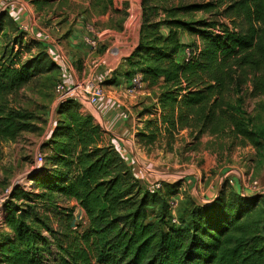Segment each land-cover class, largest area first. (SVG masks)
<instances>
[{"label":"trees","instance_id":"trees-1","mask_svg":"<svg viewBox=\"0 0 264 264\" xmlns=\"http://www.w3.org/2000/svg\"><path fill=\"white\" fill-rule=\"evenodd\" d=\"M143 5L165 14L145 25L144 31L153 28V33L141 35L128 59L129 81L141 73L145 83L162 89L161 120L148 119L145 140L172 142L185 127H197L194 140L204 133L252 136L230 99L264 95V0H143ZM199 11L208 14L180 17ZM4 16L12 19L8 11ZM16 37L10 50H0V143L39 129L31 112L10 109L6 102L37 72L54 66L44 53L21 65L26 47ZM77 106L73 100L60 107L66 117L55 124L46 144L54 151L49 163L36 170L29 189L18 186L4 205L0 264H48L52 244L59 250L56 264L264 263V223L253 229L244 218L263 195L246 196L237 188L229 192L227 181L211 203H192L186 222L177 218L174 223L170 198L180 182L164 183L154 193L144 188L130 161L113 145L102 144L100 126ZM72 200L89 220L82 233L71 231V213L60 206ZM150 205L160 218L152 220ZM50 212L58 213V224Z\"/></svg>","mask_w":264,"mask_h":264},{"label":"rangeland","instance_id":"rangeland-1","mask_svg":"<svg viewBox=\"0 0 264 264\" xmlns=\"http://www.w3.org/2000/svg\"><path fill=\"white\" fill-rule=\"evenodd\" d=\"M195 1L205 2L208 0ZM34 2L37 5V8L35 5H33ZM38 2L40 1L2 0L0 9H4L11 5H14V7L17 9L25 8L29 13L28 21H30V23L33 22L34 25L39 24L45 29L47 26L52 25L53 17H71V19H73L74 21L72 23V26H63V28L69 31L70 29H72V27L82 25V33H87L86 36H91L90 33H103L101 29H97V26L102 27L108 24L112 29L115 30H112L114 33H127V35L129 34L130 38L134 36L136 42L137 38L139 37V33H153V28H147V31H144L145 25L146 27H149L151 22L155 23L156 21L163 19L165 16L163 11L156 12L150 8H145L143 5V0H43L42 3ZM3 3H6L7 6H5L6 4L3 5ZM94 13H96L95 15L97 16V19L93 22L91 21L89 23V25L91 26H88V24H86V21L89 20V17L85 19V16H89V14ZM98 14H106L107 17L100 18ZM207 14L208 13H206L205 11H199L195 12L193 16L180 15V17L185 20L193 18L202 19L205 18ZM4 15H7V11L3 12L0 16ZM79 16H81V18H79ZM4 18L5 19L2 22L4 26L3 30L6 33L5 36H7H3L1 38V44L2 47H5V49L8 48V50H10L15 40H17V37L15 39L14 33L18 32H16V22L14 21V19H10L9 16H4ZM59 20L60 19L56 21ZM76 29L79 30L80 28L77 27ZM38 30L42 31L41 27H39ZM83 42L90 48L89 51L94 52L93 55L98 54V39L96 49H93L85 41V38ZM2 47H0L1 51L3 50ZM118 47L119 43H116L113 49L117 50ZM17 48L18 46L15 49ZM120 51V53L125 52L122 50ZM130 51L131 49H129V51H127V53L125 54H128V52ZM21 59H24V56L21 55ZM21 65H28L27 60H22ZM100 70L101 69L99 68L95 70L96 77L98 75L97 73H99ZM52 75L53 73L51 72V70L37 72V74L28 85L11 94L7 98L8 102H6V104L8 108L16 110L22 109L31 112L33 115L31 121L32 123L37 125L39 129L36 131H22L15 140L0 143V227L3 230L7 229L6 226H3L4 215L2 214V212L4 205L10 198L11 192L18 186H21L24 189L30 188V186H28L32 183V180L30 178L35 174L37 169L35 163V155L37 153H42L44 155L45 163L46 161L49 163L51 159L50 156L54 154L53 147L46 146V144L49 143L50 140H52L51 133L53 132L55 124L61 120H64L66 117V115L59 113L60 107L64 103L68 101L72 102L73 100L74 102L76 101L75 104L78 105V98H84L83 96H79L75 98H68L66 100L61 99L60 94L55 89V85L58 80L57 77H59V75H57L56 77L54 76L53 78ZM91 78L92 77L82 78V76L79 75L76 80L79 82H87ZM144 96L145 94H138L134 96V99L132 100V103L130 105L127 104L129 105L128 108L131 110L132 107H134L133 111H131V115L128 118L130 127H133L134 130L140 129V127L142 126V123L139 121L137 112L135 110L138 109V111H140L143 106L150 105V101L148 103L146 102V100H143L142 103H139ZM230 102L233 103V110L237 113L238 118L241 119V121L243 119L245 120H243L244 126L248 128L249 131H252L253 134L252 136L240 135L238 139H235L231 135L229 137L228 133L222 132L221 136H224L225 138L220 136L216 138L214 137V142H206L205 144H202L201 148L203 147V149L209 151V153L217 150L216 162L220 166L214 164V167L217 166L215 170H211L214 168H211L213 162L212 157L208 159L204 158V156H200L198 158L196 157L195 160L193 159L191 162L187 161L186 163L187 147L180 142V144H178V146L176 147L177 149L170 150L167 148V143L165 141L163 142V140L161 139V142L163 144L158 142L156 147H152V149L150 148L151 150L147 149V152L142 151V154L137 156V161H139L140 164H143L144 169L151 167L150 169H154L155 171H157V173H159L157 177H159L158 181L162 182V187L164 183L173 184L175 182H180V187L177 192L172 194V197L170 196V199H173L174 197L176 202L175 207L172 209L176 222L177 218H179L182 222H186L192 203H196L197 201L199 203L209 204L217 195L220 194L225 186V183L228 181L225 178L227 175L222 178L221 187L217 192H211L210 190V197L204 195V197L198 199V195L206 189L205 187L207 185L204 186V183L207 182V184H209L210 182V179H207L208 173H210L209 177H212L213 175L215 176L220 172L219 168L232 167V165H234V162L232 161H235L234 156H242L243 159L244 157H246L247 160L252 159L253 162H256L254 166L256 176L260 175L261 171L263 170L264 95L255 98H249L247 95L246 100L244 101L240 100L238 96H232ZM229 122L231 121L227 119L223 120V123ZM143 127L146 128L147 125L143 124ZM224 140L227 141L225 142ZM237 146L240 148L238 149ZM254 148L255 152H253L252 154V149ZM227 150L228 154H226ZM231 152H233V154ZM237 152H240V155ZM210 155L212 154L210 153ZM204 165L205 167H207V169L210 170L204 171L203 168H201V166ZM130 168L132 169V166H130ZM235 172L241 173L237 169H235ZM218 177L221 178V175L219 174ZM258 177V180L255 179V175H253L252 178L247 177L243 182L244 189L242 187V190L240 189V193L246 196H254L255 191H252L254 187H250L253 184V181L257 180L260 185L263 183ZM230 179H232L231 176ZM139 181L142 182L144 188H148V184L150 185L153 182H156L153 181L152 183H147L143 182L142 180ZM219 181L220 179L216 180V182ZM246 186L248 187L247 192L245 190ZM226 189L229 192L231 190L237 191L230 183L228 184V187ZM72 201L77 202V205L71 204ZM72 201L61 202L60 206L69 211L68 213H71V231L82 233L88 227L89 220L86 217L85 211L83 210L79 202L76 200ZM148 209L152 220L155 219L156 215H159V218L162 216L161 214H157L156 206L150 205ZM50 213L51 219H54L53 222L55 224H58V213ZM244 218L250 221L253 229L259 227L264 223V197L261 198V201L259 202L256 209L250 212L248 216L247 214H245ZM163 222L165 225L169 223L168 219L166 218L163 220ZM44 234L48 235V232H44ZM69 238L71 239V236H69ZM50 248L51 254L48 264H56L59 257V250L56 244L50 245Z\"/></svg>","mask_w":264,"mask_h":264},{"label":"crops","instance_id":"crops-1","mask_svg":"<svg viewBox=\"0 0 264 264\" xmlns=\"http://www.w3.org/2000/svg\"><path fill=\"white\" fill-rule=\"evenodd\" d=\"M39 1L40 2L38 3L43 2V0ZM0 4L2 5V0H0ZM5 4L3 3V5ZM33 5L37 8L35 2ZM5 6H7V4ZM5 11H8L9 15H11L10 17L16 22V32L18 33L14 34L15 36H19L20 41L26 47L24 55H22L24 56V59H21V61L27 60L28 64H31L35 56L40 53H44L46 54L47 60L54 63L51 70L53 73L52 78L59 75V77H57V82L65 83L73 82L79 75L82 76V78L93 77L95 76V70L98 68L101 69L100 72L97 73V77H99L104 83V87L106 89L105 97L100 99L96 104H91L85 97L78 98V111L82 115L90 117L95 124L100 126L103 139L102 144L113 145L118 151H120V153L123 154L128 161H130L132 165V172L138 179L147 183L158 181L159 177H157V175L159 173H157L154 169H150L151 167L145 168V170L143 168V164H140L139 161H137V156L142 154V151L147 152V149L151 150L152 147H156L158 142L162 143L161 139L160 141L154 140L152 143H148L145 140L148 129L143 127V124H146L149 118H158L161 120L162 106L158 102V96L162 89L160 84L150 86L148 82H146L142 89L132 93L128 89L130 81L126 75L127 71L130 69L128 59L139 45L141 35L144 33H139V37L136 42L135 37L133 36L130 38L127 33H114L112 31L114 29H112L108 24L102 27L97 26V29H101L103 33H90L91 36H95L98 39L97 50L99 51L97 55H93L94 52L89 51L90 48L83 42L87 33H82V25L72 27V29L68 28L70 29L69 31L63 28V26H72L74 21L71 17H53L52 25L47 26L46 29L37 24L42 30L39 31V27L37 25L28 21L29 13L25 8L17 9L14 5H12L4 9H0V14ZM95 14L96 13L85 16V19L89 17V20L86 21L88 26H91L89 25L91 21L93 22L97 19ZM98 16L100 18L107 17L106 14H98ZM79 18H81V16H79ZM58 19L60 20L56 21ZM77 27L80 29L77 30ZM116 43H119L118 49L116 48L117 50L113 49ZM129 49H131V51L128 52V54H125L129 51ZM120 50L125 52L120 53ZM113 76L115 78H113ZM112 78L115 82L111 80ZM138 94H145L139 103L146 100L148 103L150 101V105L143 106L140 111H138V109L135 110L142 126L139 125L141 126L140 129L134 130L133 127H130V122H128V118L134 107H132L131 110L128 106L132 103L134 96ZM196 131L197 127H185L175 133L174 140L172 142H169L167 138H162V140L167 143V148L170 150L177 149L176 147L180 143L190 149H193L186 152V163L187 161L191 162L193 159L195 160L196 157L198 158L200 156H204V158L208 159L212 157L213 162L211 161V168H213L214 164H217V150L210 152L212 154L210 155L209 151L204 150L203 147L201 148V145L206 142H214V137L216 138V135L204 133L197 140H194L193 135ZM224 141L226 142L227 140ZM239 148L240 147H238V149ZM253 152H255V149H252V154ZM231 153L233 154V152ZM237 153L239 154L240 152ZM226 154H228V150L226 151ZM234 159L236 162L232 161L234 162L232 167L219 168L220 172L212 177H209L210 173H208L207 179H210V182L209 184H207V182L204 183V186L207 185L205 187L206 189L198 195V199H201L204 195L210 197V190L211 192H217L221 187L222 178L226 175V180L228 176H231L232 179H234L237 185L234 186L235 189L237 188L242 190L244 185L243 182L247 177L252 178L253 175H255V179L259 176L258 178L264 183V167L261 166L263 170L260 175L256 176L254 168L256 162H253L252 159L247 160L246 157L243 159L242 156H234ZM217 166L220 165L217 164ZM216 167L211 170H215ZM201 168H203L204 171L210 170L207 169L205 165L201 166ZM235 169L239 170L241 173L235 172ZM219 174L221 175V178L218 177ZM217 179H220V181L216 182ZM263 183L262 185L264 186ZM148 186L149 184L147 187ZM71 204L77 205V202L72 201Z\"/></svg>","mask_w":264,"mask_h":264},{"label":"built area","instance_id":"built-area-1","mask_svg":"<svg viewBox=\"0 0 264 264\" xmlns=\"http://www.w3.org/2000/svg\"><path fill=\"white\" fill-rule=\"evenodd\" d=\"M12 6V5H11ZM85 41L93 48L96 49L97 47V37L95 36H85ZM188 54L190 53L189 50ZM145 85V81L143 80V76L141 73H135V75L130 80L129 90L133 93L135 91H139ZM56 91L60 94L61 99L66 100L68 98H75V97H85L87 100L92 103L96 104L100 99L105 97L106 90L104 87L103 81L96 76H93L90 80L86 81H77L74 80L70 83L65 82H57L55 85ZM35 163L37 169H39L44 163V155L42 153H37L35 155ZM36 169V170H37ZM231 185L234 184V180L227 178ZM30 186V184L28 185ZM250 187H254L252 191H255L256 194H260L264 196V186L259 184L257 180L253 181V184ZM162 188V182L156 181L148 186V190L151 193L156 192L158 189ZM245 188H248L247 186ZM248 190V189H245ZM244 193V192H243ZM171 208L173 209L176 205L175 198L171 199L170 201ZM173 222H176V219H173Z\"/></svg>","mask_w":264,"mask_h":264}]
</instances>
